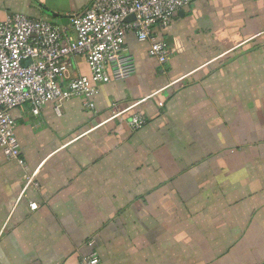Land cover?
<instances>
[{"label":"crops","instance_id":"0c3cea01","mask_svg":"<svg viewBox=\"0 0 264 264\" xmlns=\"http://www.w3.org/2000/svg\"><path fill=\"white\" fill-rule=\"evenodd\" d=\"M93 1L0 10L66 25ZM154 32L171 59L129 32L133 70L92 109L11 111L26 168L0 150V264H264V0H192Z\"/></svg>","mask_w":264,"mask_h":264},{"label":"built area","instance_id":"2783aa9c","mask_svg":"<svg viewBox=\"0 0 264 264\" xmlns=\"http://www.w3.org/2000/svg\"><path fill=\"white\" fill-rule=\"evenodd\" d=\"M191 2L94 0L83 14L70 15L66 25L0 10V150L5 158L26 168L15 135L13 109L28 105L32 115L38 116L52 103L59 116L63 102L72 98L82 99L92 109L100 84L124 79L133 70L125 52L127 34L133 32L138 41L147 42L148 56L164 65L174 50L156 37L154 29L169 26L174 15ZM131 15L134 20L125 22ZM76 57L85 61L89 75L63 83ZM145 123L140 113L128 122L134 131ZM30 208L36 209V203ZM79 264H99V259L90 255Z\"/></svg>","mask_w":264,"mask_h":264},{"label":"water","instance_id":"95a60500","mask_svg":"<svg viewBox=\"0 0 264 264\" xmlns=\"http://www.w3.org/2000/svg\"><path fill=\"white\" fill-rule=\"evenodd\" d=\"M134 20V16L131 15V16H128L126 19H125V22H130V21H133Z\"/></svg>","mask_w":264,"mask_h":264},{"label":"rangeland","instance_id":"374dc122","mask_svg":"<svg viewBox=\"0 0 264 264\" xmlns=\"http://www.w3.org/2000/svg\"><path fill=\"white\" fill-rule=\"evenodd\" d=\"M231 228V227H230Z\"/></svg>","mask_w":264,"mask_h":264}]
</instances>
